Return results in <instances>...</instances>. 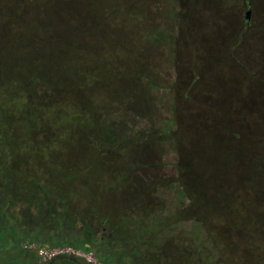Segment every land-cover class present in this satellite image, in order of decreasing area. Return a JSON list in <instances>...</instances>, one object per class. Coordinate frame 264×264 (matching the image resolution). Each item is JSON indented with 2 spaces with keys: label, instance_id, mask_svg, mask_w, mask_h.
<instances>
[{
  "label": "rangeland",
  "instance_id": "obj_1",
  "mask_svg": "<svg viewBox=\"0 0 264 264\" xmlns=\"http://www.w3.org/2000/svg\"><path fill=\"white\" fill-rule=\"evenodd\" d=\"M163 1L157 0V4L161 6ZM156 7V3L152 4L147 13L158 10ZM175 7L180 11V26L175 29L178 30L179 47L175 78L179 81L175 83L173 98L177 99L175 111L179 125L188 127L190 120L187 119L196 117L193 113L198 109L206 112L207 118L191 120V123L198 121L194 124L197 128L192 129L193 135L189 134L191 137L186 139L179 155L163 143L157 170L146 171L147 177L140 178L139 182L140 188L147 189L143 181L148 184L154 179L159 181L160 186L156 187L157 192H151L153 197L148 206L143 208L145 201L137 199L140 195L135 191L134 182L127 184L118 178L116 169H126L131 162L128 156L118 160V167L100 168L98 162L87 164L89 150H83L79 126L72 122L73 114L70 115L76 109L65 102L55 106L56 115L54 109L45 112L42 123L50 125L51 128L46 126L50 137L36 136L47 145L52 142L55 132L58 139L54 136L51 147L42 143V148L34 151L29 128L21 120L13 122L17 135L9 149L0 145V152L11 151L6 154L9 161L17 159L22 164L19 169L22 176L15 183L18 188L16 201L5 205L0 196V252L8 251L17 243L37 257L39 264L48 263L51 256L62 255L84 259L88 264H206L203 263L205 255H201L203 250L198 248L201 244L205 250H213L210 258L215 264H264V143L259 138L260 135L264 137V75L262 85L243 70V67L255 70L264 62V0H181L176 1ZM249 10L250 26L242 36L244 14ZM234 43L238 44L236 59L227 56L224 71L214 72L213 64L210 66L206 62L207 53L211 51L216 56L219 46ZM190 48L197 50V57L191 56ZM13 49L0 45V68L5 66L6 59L9 60L5 53ZM25 62L29 67L35 66L31 58ZM222 82L230 87L228 90L225 87L224 92ZM114 87L115 84L111 85L103 94L109 95ZM187 92L189 100L182 97ZM103 94L94 89L88 91L86 97L94 100L95 106L103 108L100 122L105 123L116 119L119 112L109 108L111 101L109 105L102 104L100 96ZM168 97L172 99V96ZM160 109L167 117L165 105ZM208 112L217 122L227 123L229 145L234 148L231 151L239 152L234 158L229 157L232 161L227 164L225 160L216 162L210 153L202 156L200 161L193 155L196 149H203L198 136L209 137L210 128L205 129L208 124H204L209 120ZM3 118L0 114V121ZM139 125L148 126L145 122ZM214 125L217 127L216 123L210 124L211 127ZM216 127V136L226 133L225 130L217 132ZM183 153H189V157ZM32 157H36L38 165ZM73 162L86 167L80 173L84 176L75 180L65 177L64 183L57 182L56 176H63V169L70 168ZM25 173L37 174L35 179L39 187L35 188L24 177ZM198 173L204 177L198 179ZM182 180L186 182L190 197L186 194L182 197ZM67 184L74 191L70 196L66 193H70ZM124 196L127 198L122 204L119 201ZM49 198H54L52 203ZM200 202L209 206L213 202L215 216L208 213L201 225L192 222L197 218L195 207H201ZM95 205L99 210L91 217L93 223L80 220V212ZM24 210L39 216H45V212L48 215L42 219L35 215L26 220L21 217ZM59 217H64L62 226L56 221ZM122 218L129 219L127 229L122 226L119 231L118 220ZM159 220L165 221L163 228H156ZM91 227L95 233L90 239L91 244H87L86 233ZM142 235L154 240L155 244L146 242L145 238L141 240ZM134 239L141 241L137 250L130 248ZM18 261L16 264H21Z\"/></svg>",
  "mask_w": 264,
  "mask_h": 264
},
{
  "label": "trees",
  "instance_id": "obj_2",
  "mask_svg": "<svg viewBox=\"0 0 264 264\" xmlns=\"http://www.w3.org/2000/svg\"><path fill=\"white\" fill-rule=\"evenodd\" d=\"M176 1L181 2V0H165L164 4L159 6L157 0L156 2L155 0H0V45L5 48L14 47L12 51L5 53L9 60L4 56L5 66L0 68V114L4 115L0 121V145L9 149L17 135L13 122L21 120L29 128L28 133L34 151L42 148L44 142H40L36 136L39 134L42 139L50 137V133L46 130L50 125L42 123L45 112L54 109L56 115L58 112L55 111V106L68 102L76 109L70 115L73 114L72 122L79 126L78 133L83 150H89L90 153L87 164L98 162L97 166L100 168L118 167L120 165L118 160L128 156L131 162L126 165V169L123 167L116 169L118 178L123 179L127 184L130 181L136 184L135 191L140 195L137 199L145 201L143 208H146L153 197V190L157 192L156 187L160 185L159 181L154 179L150 184L143 181L147 189L140 188V178L147 177L146 171L153 173L157 170L156 164L159 163L162 155L163 143L179 155L186 139L191 137L189 134L193 135L192 129L197 128L194 124L198 121L191 123V120L207 118V113L198 109L193 113L196 117L188 118L190 122L188 127L184 128L179 125L178 114L175 111L177 99L173 98L174 87L179 81V78H175L179 51L178 30L175 29L180 26V11L175 7ZM155 3L158 10L147 13ZM245 14V26L241 28L242 36L250 26L246 24L248 22ZM239 44H242V40H239ZM237 46V43L219 46V49H216V56L211 51V54L207 53L209 58L206 62L208 61L210 66L213 64L214 72H223L226 57L236 59ZM190 54L194 58L197 57L198 52L191 49ZM29 58L34 60V67L27 66L29 63L25 61ZM62 61L66 64L64 65V62L60 67ZM243 70L247 71L253 80L255 79L254 82L263 85L264 62L255 70L246 67H243ZM113 84H115L113 92L110 90L109 95H104L103 93ZM225 87L227 90L230 88L227 83L222 82V91ZM94 89H98L99 93L103 94L100 96L103 105L112 102L109 108H113L116 113L119 112L116 119L100 122L103 108L95 106L94 100L90 101L86 97L87 92ZM165 91L169 92V95ZM168 96H172V99L170 100ZM182 97L185 100L190 99L188 92ZM194 103L196 102L193 101ZM163 105L167 117L163 116V110L160 109ZM194 107L192 105V108ZM208 119L204 124L205 126L208 124L205 129L210 128L209 137L198 136L199 145L202 143L203 149H196L193 155L197 161L198 159L200 161L202 156L210 153L211 158L216 162L225 160L227 164V161H232L229 157L234 158L236 152L239 154L238 151H231L234 148L229 145V135L226 132L228 125L217 122L211 113ZM144 122L148 126L140 127L139 124ZM215 123L217 127L210 126ZM215 127L218 129L217 132L225 130L226 133H220V137L216 136ZM54 136L58 139V135L54 132L52 142L55 141ZM259 138L264 143V137L260 135ZM51 143L47 145L51 147ZM260 151L261 149L258 153ZM10 153L11 151L0 152V196L5 205L16 201L15 193L18 188H15V183L22 176L19 172L22 164H19L17 159L9 161L6 154ZM183 154L189 155V153ZM32 158L38 165L36 157ZM52 164L48 166L51 167ZM84 169L86 167L82 168L79 163L73 162L70 168L63 169V176H56V180L62 184L65 177L70 180L83 177L84 174L80 173ZM36 175L28 173L24 175L35 188L39 187L35 179ZM50 175L51 173L49 177ZM196 176L202 179L204 174L198 173ZM183 180L182 197L184 194L190 197L191 193ZM68 187L70 193H66L70 196L74 191L69 185ZM11 196L14 197L12 200ZM124 198L127 197H122L119 202L123 204ZM53 199L49 198V203H52ZM201 204L200 202L201 207H195V211H198L197 218L192 221L200 225L204 224L203 219L208 213L215 217L213 202L209 203L210 206ZM97 210H99L97 205L83 210L79 215L80 220H85L91 225L93 223L91 217ZM57 220L62 223L64 217H59ZM128 220V218L118 220L119 231L122 226L126 228ZM139 222L143 224L144 220ZM156 225V228H163L165 221L159 220ZM86 234L87 244H91L93 228L91 227ZM144 238L146 242L155 244L154 240L142 235L141 240ZM140 242L139 239H134V244L130 248L137 250ZM203 246L201 244L198 246L203 250L201 255H205L203 263L215 264L210 258L212 253L214 254L213 250H205ZM58 257L43 264L56 262L86 264L84 259L75 256ZM17 259L21 264H32L33 260L36 261L34 264H39L37 257L17 243H14L8 251L0 252V264H16Z\"/></svg>",
  "mask_w": 264,
  "mask_h": 264
},
{
  "label": "flooded vegetation",
  "instance_id": "obj_3",
  "mask_svg": "<svg viewBox=\"0 0 264 264\" xmlns=\"http://www.w3.org/2000/svg\"><path fill=\"white\" fill-rule=\"evenodd\" d=\"M250 7H251V5H250V3H248V9H250ZM250 21V20H249ZM249 21H247L248 23H246L247 25H249ZM3 208V207H2ZM53 210V209H52ZM46 214H45V216L46 215H48L47 214V212H45ZM37 216V218H40V219H42V218H44L45 216H43V215H41V216H39L37 213L36 214H34V213H32V211L30 210V211H26V210H24V211H22L21 212V217H22V219H32L33 217L32 216ZM57 222H58V225L59 226H62L63 225V223L64 222H62V223H59V221L58 220H56ZM62 221V220H61ZM99 226V225H98ZM95 227V226H94ZM95 230H96V227L94 228ZM93 229V230H94ZM95 230H94V233H95ZM104 230V229H103ZM63 256V255H62ZM61 256V257H62ZM58 257V256H57ZM61 257H58V258H61ZM55 258V257H54ZM50 261H52V260H50Z\"/></svg>",
  "mask_w": 264,
  "mask_h": 264
},
{
  "label": "water",
  "instance_id": "obj_4",
  "mask_svg": "<svg viewBox=\"0 0 264 264\" xmlns=\"http://www.w3.org/2000/svg\"><path fill=\"white\" fill-rule=\"evenodd\" d=\"M250 10L249 11H247L246 12V14H245V19L247 20V21H249L250 20Z\"/></svg>",
  "mask_w": 264,
  "mask_h": 264
},
{
  "label": "built area",
  "instance_id": "obj_5",
  "mask_svg": "<svg viewBox=\"0 0 264 264\" xmlns=\"http://www.w3.org/2000/svg\"><path fill=\"white\" fill-rule=\"evenodd\" d=\"M56 257H57V256H56ZM53 258H54V257H53ZM53 258H52V256H51V257L49 258V261L52 260ZM86 264H88V263H86Z\"/></svg>",
  "mask_w": 264,
  "mask_h": 264
},
{
  "label": "crops",
  "instance_id": "obj_6",
  "mask_svg": "<svg viewBox=\"0 0 264 264\" xmlns=\"http://www.w3.org/2000/svg\"><path fill=\"white\" fill-rule=\"evenodd\" d=\"M3 252H5V251H3Z\"/></svg>",
  "mask_w": 264,
  "mask_h": 264
}]
</instances>
